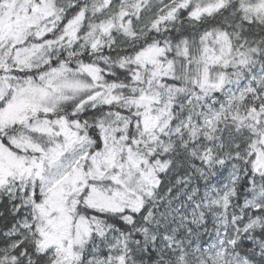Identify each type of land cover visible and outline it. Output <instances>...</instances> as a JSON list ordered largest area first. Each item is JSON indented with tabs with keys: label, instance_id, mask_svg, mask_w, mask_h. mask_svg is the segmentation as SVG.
<instances>
[{
	"label": "snow or ice",
	"instance_id": "snow-or-ice-1",
	"mask_svg": "<svg viewBox=\"0 0 264 264\" xmlns=\"http://www.w3.org/2000/svg\"><path fill=\"white\" fill-rule=\"evenodd\" d=\"M0 264H264V0H0Z\"/></svg>",
	"mask_w": 264,
	"mask_h": 264
}]
</instances>
